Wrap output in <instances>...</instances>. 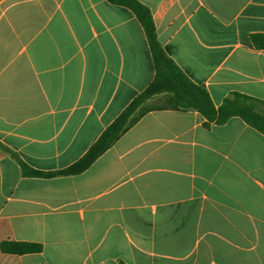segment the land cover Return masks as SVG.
<instances>
[{
	"label": "crops",
	"instance_id": "obj_1",
	"mask_svg": "<svg viewBox=\"0 0 264 264\" xmlns=\"http://www.w3.org/2000/svg\"><path fill=\"white\" fill-rule=\"evenodd\" d=\"M167 56L219 108L264 101V0H138ZM145 26L110 0H0V264H264V135L152 109L78 162L155 80ZM3 242L35 243L13 254Z\"/></svg>",
	"mask_w": 264,
	"mask_h": 264
},
{
	"label": "trees",
	"instance_id": "obj_2",
	"mask_svg": "<svg viewBox=\"0 0 264 264\" xmlns=\"http://www.w3.org/2000/svg\"><path fill=\"white\" fill-rule=\"evenodd\" d=\"M110 1L131 8L145 26L157 69V76L153 83L138 95L107 128L84 157L70 167L55 173H44L30 168L12 153L18 160L25 176L54 177L83 173L152 109L149 106L150 101L159 95L164 96L158 101L157 108L196 110L207 119L205 124L207 127L212 123L223 125L229 119L239 117L264 135V101L247 95L234 94L227 98L221 107L217 108L208 91L204 87L194 84L167 56L158 40L156 26L149 8L138 0ZM251 40L257 49H264L263 34H253ZM42 249L43 247L40 244L35 243H2V250L13 254L40 253Z\"/></svg>",
	"mask_w": 264,
	"mask_h": 264
},
{
	"label": "rangeland",
	"instance_id": "obj_3",
	"mask_svg": "<svg viewBox=\"0 0 264 264\" xmlns=\"http://www.w3.org/2000/svg\"><path fill=\"white\" fill-rule=\"evenodd\" d=\"M158 104V101L157 102H155L154 104H152V105H157ZM149 105V104H148ZM150 106V105H149ZM150 107H152V106H150Z\"/></svg>",
	"mask_w": 264,
	"mask_h": 264
}]
</instances>
